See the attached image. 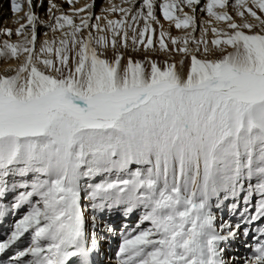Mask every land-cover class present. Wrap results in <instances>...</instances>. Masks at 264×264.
Masks as SVG:
<instances>
[{
  "label": "snow or ice",
  "instance_id": "6c2138e0",
  "mask_svg": "<svg viewBox=\"0 0 264 264\" xmlns=\"http://www.w3.org/2000/svg\"><path fill=\"white\" fill-rule=\"evenodd\" d=\"M95 2L8 0L0 264H264V0Z\"/></svg>",
  "mask_w": 264,
  "mask_h": 264
},
{
  "label": "rangeland",
  "instance_id": "374dc122",
  "mask_svg": "<svg viewBox=\"0 0 264 264\" xmlns=\"http://www.w3.org/2000/svg\"><path fill=\"white\" fill-rule=\"evenodd\" d=\"M116 2H119L118 3V5H120L121 3H122V0H96V2H95V5H94V8H93V12H94V14L95 15H100V13H101V11H103V9L104 8H107V7H110L111 6V4H115ZM207 3V0H201V6H199L198 7V18L199 19H201V20H203V18L204 19H207V14H206V12H200L199 10H200V7H202L204 4H206ZM105 4H108L109 6H105V7H103L102 8V5H105ZM117 4V3H116ZM47 6H48V4H47V0H45V7L44 8H37L36 9V11L40 14V16L42 17V18H44V19H47V16L45 15V9L47 8ZM65 8H67V5L66 6H64ZM158 12V11H157ZM0 18H2L5 14H7L4 18H3V22L5 21V19L6 18H8L9 20L11 19V20H13L12 21V24L13 25H11V27L10 26H8V27H10V28H12V26H13V30L17 27V25L15 24L14 25V21L16 20V18L14 17V15L11 13V11H10V7H9V4H8V0H0ZM21 15H22V13H21ZM110 15V14H109ZM112 15H114V17H116V18H118L119 17V13H116V14H112ZM157 15H158V18H160V20L162 21L163 20V17L161 16L162 14L161 13H157ZM167 22V21H166ZM7 27V25H6V27H5V24L4 25H0V28H8ZM44 31H45V29H41L40 30V33H39V35H40V38H43V33H44ZM172 31H178L177 29H172ZM180 32H182V30H179ZM178 31V32H179ZM50 33V32H49ZM170 34L172 35V36H175V35H173L172 34V32H170ZM50 35H52L51 33L49 34V37H51ZM177 36H178V34H177ZM6 37H3V39H5ZM15 39V36H13L12 37V39ZM13 39V40H14ZM132 56H133V59H144V53L143 52H140L138 55L137 54H132ZM177 57H179V56H177ZM153 59H156V60H158V61H160V62H162L166 57L164 56V55H162V54H160V55H157V56H153L152 57ZM179 59H180V57H179ZM9 62H11V61H9ZM4 60L2 59V58H0V68H2L3 67V65H4ZM185 64L186 65H189V62L188 61H185ZM161 66H163V64L161 63ZM9 200H11V196H9V198H8ZM255 199V198H254ZM228 203H231V201H228V202H226L225 203V206L223 207V209L221 210V209H214V211L217 213V216H218V218L220 217V216H223V218L225 219V220H230L233 224H235V223H238L239 221H238V219H237V216H235V215H231L230 213H229V211H228V208H227V204ZM23 211H24V209H21L20 210V213H23ZM222 212V213H221ZM238 215V214H237ZM18 216H19V213H18ZM134 218L131 220H129L128 221V223H129V225L131 226V225H133L135 222H136V217L135 216H133ZM18 218V217H17ZM12 222H13V218H12V216H11V214H9V216L8 217H6L4 220H3V222L2 223H0V239H2L3 238V236H4V234L9 230V228H10V226H11V224H12ZM219 223V222H218ZM242 230H243V226H242V228H241ZM251 236V235H250ZM251 237H253V236H251ZM241 238V237H240ZM240 238L238 239V241L237 242H239V240H240ZM110 240H111V238H110ZM114 241V239L113 240H111V245L110 244H108V243H103L102 244V247H101V249H104V250H100V252H99V254L98 255H96L95 256V259H96V262H98L97 264H116V258H115V256H116V251H117V249H118V243H119V241L117 240V239H115V243L113 242ZM117 241V242H116ZM234 242V241H233ZM233 242H230V243H232L233 244ZM23 246V245H22ZM106 247V248H105ZM107 247H109L108 248V250L109 251H111V254L109 253L108 254V252L107 251H105V249H107ZM113 247V248H112ZM115 247V248H114ZM232 247V249L235 251V255H237V256H242V253H240V254H236L237 253V247H233V246H231ZM236 249V250H235ZM240 250L238 249V252H239ZM104 253V254H103ZM101 254H102V256H101ZM228 253H226V255H227ZM104 255V256H103ZM109 255V258L110 259H108L106 256H108ZM106 257V258H105ZM107 261H109V262H107Z\"/></svg>",
  "mask_w": 264,
  "mask_h": 264
},
{
  "label": "bare ground",
  "instance_id": "6f19581e",
  "mask_svg": "<svg viewBox=\"0 0 264 264\" xmlns=\"http://www.w3.org/2000/svg\"><path fill=\"white\" fill-rule=\"evenodd\" d=\"M57 2L59 3L60 2V0H57ZM89 2H91V0H79V3L76 5L77 7H82L83 5H85L86 3H89ZM115 3V2H114ZM117 3V5H118V3L119 2H116ZM115 3V4H116ZM64 6H66V5H64ZM105 6H109L108 4H105V5H102V8L103 7H105ZM69 8V6H67V8L66 9H68ZM200 11V10H199ZM157 13H160L159 11L157 12ZM100 14H102V11H101V13ZM1 15V14H0ZM7 14H5L2 18H0V25H4L5 24V27H6V25H7V27L8 26H10L11 27V25H13L12 24V21L13 20H9L8 18H6L5 19V21L3 22L2 20H3V18L6 16ZM162 16V15H161ZM15 17V16H14ZM16 18V17H15ZM110 18H113V19H116V17H114V15H112V14H110ZM208 18V17H207ZM204 19V18H203ZM161 23L164 25V28H165V30H167V31H169V32H172V34L173 35H175V36H177V34H178V36H180V35H183V31L182 32H180L178 29V31H172V29L174 28V29H176L175 28V26L173 25L172 27H169V25H168V22H166V21H164V20H162L161 21ZM14 25H15V23H14ZM154 27H159V26H156V25H154ZM12 28H13V26H12ZM50 34V33H49ZM51 36V35H50ZM3 37L4 36H0V40H3ZM209 38H211V36L209 37ZM14 39V38H13ZM15 39H16V37H15ZM14 39V40H15ZM163 55V54H162ZM175 59L176 60H179V57H175ZM8 63H14V62H8ZM6 66V64L4 63V65H3V67H5ZM2 67V68H3ZM188 67H189V65H186V64H184V68H183V72L184 73H186L187 71H188ZM222 213V212H221ZM134 217H132V219H133ZM218 222H220V220H219V218H218V220H217V223ZM242 229H241V233H242ZM111 240H113V239H111ZM111 240L109 239L108 241H106V242H104V243H108V244H110L111 243ZM247 241L248 242H251L252 243V245L254 246V244H255V241H254V239H253V237H251V236H249L248 238H247ZM232 244V243H231ZM233 244H234V242H233ZM111 245V244H110ZM234 246H236L237 247V249H239L240 251L238 252L237 251V253L236 254H240V253H242V256L243 255H245V254H248V255H250V251H249V249H247L246 247H245V244H244V237L241 235V238H240V240H239V242H237L236 243V245H234ZM106 248V247H105ZM108 248L109 247H107V249H105V251H107L108 253H110L111 254V251H109L108 250ZM102 250H104V249H101V251ZM234 251V250H233ZM235 252V251H234ZM101 256H102V254H101ZM104 256V255H103ZM108 259H110L109 257H107ZM115 258H116V256H115ZM93 259H94V261H95V264H97L98 262H96V259H95V256L93 257ZM107 262H109V261H107Z\"/></svg>",
  "mask_w": 264,
  "mask_h": 264
}]
</instances>
